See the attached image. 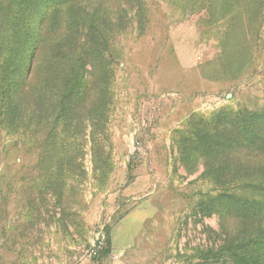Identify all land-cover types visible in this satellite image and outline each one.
<instances>
[{
  "label": "rangeland",
  "instance_id": "1",
  "mask_svg": "<svg viewBox=\"0 0 264 264\" xmlns=\"http://www.w3.org/2000/svg\"><path fill=\"white\" fill-rule=\"evenodd\" d=\"M205 1L144 0L85 124L9 116L0 34V264H246L244 221L218 211L233 167L202 144L222 110H264V8Z\"/></svg>",
  "mask_w": 264,
  "mask_h": 264
},
{
  "label": "trees",
  "instance_id": "2",
  "mask_svg": "<svg viewBox=\"0 0 264 264\" xmlns=\"http://www.w3.org/2000/svg\"><path fill=\"white\" fill-rule=\"evenodd\" d=\"M145 7L144 0H11L1 7L9 116L21 118L30 106L41 125L43 114L52 116L56 108L77 112L84 124L95 119L111 63L120 56L115 42L137 18L143 27ZM213 118L214 137L204 150L215 147L218 159L233 167L214 174L218 211L244 221V262L264 264V110H222Z\"/></svg>",
  "mask_w": 264,
  "mask_h": 264
}]
</instances>
